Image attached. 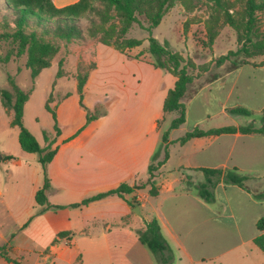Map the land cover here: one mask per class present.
Here are the masks:
<instances>
[{"label":"crops","instance_id":"1","mask_svg":"<svg viewBox=\"0 0 264 264\" xmlns=\"http://www.w3.org/2000/svg\"><path fill=\"white\" fill-rule=\"evenodd\" d=\"M75 1L51 0L56 7ZM173 6L183 11L179 4ZM143 55L134 56L140 65L135 77L130 75L135 82L120 79L124 83L100 120H90L78 132L82 125L67 134L59 129L57 149L46 166V198L54 208L38 211L34 202L43 183L36 153L14 145L13 150L7 145L0 148V247L9 258L0 255V264H160L136 236L151 218L171 251L170 264H264V252L253 243L256 235L264 234L255 226L258 219L264 221V134L236 129L176 141L194 128L246 125L220 98L214 110H207L208 96L213 91V97L229 98L240 71L255 66L246 62L220 73L181 99L184 121L165 130L162 160L161 104L174 77ZM46 69L39 71L37 80ZM249 89L257 91L255 85ZM30 94L23 104L22 122L31 106ZM263 108L264 94L258 114L248 124L260 125ZM171 112L172 118L177 116V111ZM25 127L40 145L41 130L52 132L48 122ZM6 155L12 158L2 159ZM149 164L156 166L150 176L154 194L145 186L70 206L121 182L140 184L148 177ZM201 168L235 169L244 179L241 185L216 182L210 189L212 199L206 201L193 188L203 180Z\"/></svg>","mask_w":264,"mask_h":264},{"label":"trees","instance_id":"2","mask_svg":"<svg viewBox=\"0 0 264 264\" xmlns=\"http://www.w3.org/2000/svg\"><path fill=\"white\" fill-rule=\"evenodd\" d=\"M93 1H97L99 6L95 7L92 4ZM235 1L240 2V10L230 12L229 9L233 7ZM200 2L208 3L212 11L209 20L214 25L213 27L207 26V43H211L220 24L230 26L236 32V40L240 43L235 51H227V53L219 55L215 59L216 64L220 65L224 60H228L229 55H234L238 52H242L245 57L264 54V33H261L257 29L255 18L256 11H264V0H77L61 7L54 6L51 0H3L4 8L12 16L10 19L12 27L8 25V21L6 20L7 13L4 14L2 18L5 29L0 31V39L9 40V43L14 48L10 50H12L15 57L25 56L24 66L28 70L31 86L28 90L24 91L13 81L10 75H7L6 80L10 90L0 88V102L6 111L11 112L9 124L17 129L16 138L19 147L25 152L36 153L37 155V161L43 175V183L33 196L35 204L39 206L38 211L54 208L47 203L46 198V191L49 187L46 166L57 149L56 137L60 131L57 126L55 112L47 105L46 99L44 108L50 113L53 125L52 132L45 129L41 130L43 145H40L31 132L23 125V104L33 89L39 71L50 65L51 59L60 46V41L70 42L81 38V31L76 25L78 17L85 12L92 11L97 18V22L93 18H90L89 33L93 35L99 32V43L111 45L119 52L138 46L141 43L139 39L126 37L125 34L133 22H139L138 17L143 18L146 23L144 29L148 33L146 38L147 52L153 58L151 64L174 77V81L171 87L166 90L161 104L162 113L177 111V116L169 123L168 128L170 129L177 127L184 121V105L181 99L187 96L192 77L187 73V65L181 55L170 50L166 43H160L151 34V30L157 26L164 14L175 3H179L185 12H189ZM30 19L34 20L35 26H39L40 33H37L35 28H27ZM9 54H11L10 51H7L5 58ZM246 62L242 61L241 64ZM241 64L234 63L232 68ZM57 66V74H61L60 60L57 62ZM86 77L87 73L76 76V90L79 94L82 91ZM230 111H236L243 115L249 114V111L244 108H232ZM95 117L86 110L85 121L76 132ZM236 129L242 133L256 132L264 134V115L260 116V125L258 127L246 124L237 128L233 126H222L207 130L194 128L178 137L176 141L182 143L192 137L233 132ZM71 137L69 136L63 141ZM160 143L163 160L166 157L167 131L161 133ZM156 155L157 152L154 158ZM9 158H12V156H2V159ZM160 162L158 161L157 165ZM154 169H156V166L153 164L147 166L148 177L140 184L129 186L125 182H121L111 189L86 196L80 202L70 204V206L86 204L92 200H97L111 194L121 196L123 193H128L134 188L145 186H148V193L152 195L155 193V188L150 180V176ZM200 170L203 174V180L194 184L193 188L196 194L206 201L212 199L210 189L216 182L221 180L224 183L241 185L244 179V176L239 175L235 169L222 171L218 168H201ZM124 219L121 218V220ZM143 223L141 230L136 231L139 242L151 252L158 263L170 264L172 254L159 232L156 220L151 218ZM255 226L257 230H263L264 221L258 219ZM59 234L63 235V233ZM253 243L264 252L263 233L256 235L253 238ZM1 249L2 247H0V255H3ZM4 258L9 260L6 256ZM14 264L18 263L14 261Z\"/></svg>","mask_w":264,"mask_h":264},{"label":"rangeland","instance_id":"3","mask_svg":"<svg viewBox=\"0 0 264 264\" xmlns=\"http://www.w3.org/2000/svg\"><path fill=\"white\" fill-rule=\"evenodd\" d=\"M92 4L95 7L99 6L97 1H93ZM239 7L240 2L235 1L229 11H239ZM211 12L206 2H200L189 12L180 11L177 6H173L164 14L157 26L152 28L151 34L184 59L187 65L186 71L192 77L187 96L218 74L230 70L234 63L241 64L242 61H247L255 66V68L244 67L240 71L229 98L225 99V94L222 96L216 94L213 97V91L208 96L207 110H214L220 98L227 110L230 108L248 110V115H240L234 111V114H238L240 124H248L253 116L258 114L264 94V68H260V65L264 64V54L245 57L242 52H238L229 55L228 60H224L220 65L216 64L215 59L219 55L227 51H235L240 43L236 40V32L227 24H220L211 43H207V26L214 25L209 20ZM6 13L8 25L12 27L10 22L12 16L4 8L3 0H0V31L5 29L2 16ZM90 18L97 22L92 11L78 17L76 25L81 31V38L70 42L60 41V46L52 58L54 62L44 70L38 80L36 78L37 82L34 83L30 94L31 106L23 116L24 126L31 127L35 121L41 125L48 122L49 126H52L50 113L44 108L46 98L47 105L56 113L57 126L62 134H67L81 126L85 121L86 110L100 120L104 110L114 99L117 87L124 83L120 79L124 80L128 77L131 82H135L134 70L140 65L134 62V56L144 53L142 57L153 61L152 56L147 52L148 33L144 29L146 23L142 17H138L139 22H133L125 34L126 37L141 41L137 47L128 52H119L111 45L100 44L99 32L93 35L89 33ZM255 18L257 29L264 33V11H256ZM33 21L30 19L27 28H35L37 33H40L39 26H35ZM10 49L14 48L9 40L0 39V88L10 90L6 80V76L10 75L13 81L26 91L31 86V82L28 70L24 66L25 56L15 57ZM7 51L11 54L5 58ZM59 60L61 74H57L56 63ZM83 73H87L86 78L89 80L79 94L76 90V76ZM252 85L257 88L255 94L249 89ZM262 114L264 115V109L261 110L260 116ZM172 116H174L173 112L163 114L159 124L161 133L168 128ZM10 117L11 112L6 111L0 102V148L7 145L13 150V145L17 148L19 146L16 141L17 129L9 124ZM5 168L6 166H3L2 169Z\"/></svg>","mask_w":264,"mask_h":264},{"label":"water","instance_id":"4","mask_svg":"<svg viewBox=\"0 0 264 264\" xmlns=\"http://www.w3.org/2000/svg\"><path fill=\"white\" fill-rule=\"evenodd\" d=\"M136 210H137V207H136ZM135 211V210H134Z\"/></svg>","mask_w":264,"mask_h":264}]
</instances>
